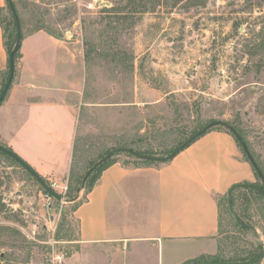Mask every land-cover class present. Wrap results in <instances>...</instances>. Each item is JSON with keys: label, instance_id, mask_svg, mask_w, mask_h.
Here are the masks:
<instances>
[{"label": "rangeland", "instance_id": "rangeland-1", "mask_svg": "<svg viewBox=\"0 0 264 264\" xmlns=\"http://www.w3.org/2000/svg\"><path fill=\"white\" fill-rule=\"evenodd\" d=\"M12 2L22 38L41 27L75 41L88 58L83 105H74L69 160L43 173L21 158L57 194L75 200L48 195L27 170L0 153V264H46L54 253L66 258L77 249L74 210L96 170L79 193L77 188L107 150L125 144L167 156L220 120L237 129L264 169V0H108L100 10L88 8L89 0ZM0 28L8 57L16 27L7 0H0ZM6 74L8 63L0 70V88ZM0 145L15 152L1 137ZM114 160L135 157L120 152ZM233 199L247 227L237 224L222 196L216 256L225 261L250 257L264 246V195L236 189Z\"/></svg>", "mask_w": 264, "mask_h": 264}, {"label": "crops", "instance_id": "crops-1", "mask_svg": "<svg viewBox=\"0 0 264 264\" xmlns=\"http://www.w3.org/2000/svg\"><path fill=\"white\" fill-rule=\"evenodd\" d=\"M75 44L44 30L23 36L0 105V137L39 172L58 170L72 154L74 105H83L86 73ZM7 63L0 28V70ZM256 181L225 128H211L164 163L114 160L74 210L77 249L64 264H183L215 256L220 198Z\"/></svg>", "mask_w": 264, "mask_h": 264}, {"label": "water", "instance_id": "water-1", "mask_svg": "<svg viewBox=\"0 0 264 264\" xmlns=\"http://www.w3.org/2000/svg\"><path fill=\"white\" fill-rule=\"evenodd\" d=\"M7 3L10 7V10L13 14L14 20H15V27H16V40L14 43V46L12 47V49L9 52V56H8V77L7 80L5 82V85L0 93V105L1 102L3 101L5 95L7 94L11 83L13 81V77H14V73H15V54L16 52L19 51L20 46H21V41H22V33H21V27H20V21H19V17L18 14L16 12L15 6L12 2V0H7ZM105 6L108 5V2L104 3ZM216 126H222L223 128H225L226 130H228L229 132L232 133V135L234 136V138L238 141V143L240 144L243 152L245 153L248 161L250 162V164L252 165L254 171L257 173L259 179H260V183L259 184H237L232 186L228 192H227V200H228V207H229V211L230 214L234 217V219L236 220L237 224L243 228H246L247 226H245V224L237 217V215L235 214L234 210H233V206H232V200H231V193L232 191L239 187V186H258L264 189V173L263 171L260 169V167L258 166L257 162L255 161L253 155L251 154L244 138L241 136V134L237 131V129L235 127H233L232 125H230L227 122L224 121H220V120H214L209 122L208 124H206L203 128H201L199 131L195 132L192 136H190L185 142H183L181 145H179L177 148H175L169 155L167 156H163V157H159V156H155V155H149V154H142V153H138L135 152L133 150H130L128 148H117V149H112L110 150L105 156H103L101 159H99L84 175L82 182L80 184V186L77 188V193H79V191L81 190V188H83V186L85 185L86 179L88 174L94 170L98 165H100L101 163L105 162L106 160H108L112 155H114L116 152H126L131 154L132 156H134L137 159L140 160H146V161H150V162H154V163H164L167 162L168 160H170L171 158H173L175 155H177L180 151H182L183 149H185L187 146H189L193 141H195L197 138H199L200 136H202L203 134H205L208 130H210L213 127ZM0 151L4 152L5 154H7L9 157H11L13 160H15L20 166H22L25 170H27L39 183L40 185L49 192V194L53 197H55L58 201H73L75 200V198L73 199H67L64 198L62 195L57 194L50 186H48L46 184V182H44V180L31 168L29 167L25 161H23L17 154H15L14 152L7 150L6 148H4L3 146L0 145ZM264 257V246L262 248V252L261 254L252 260H246V261H239V262H206V261H196V262H192L190 264H255L257 262H259L262 258Z\"/></svg>", "mask_w": 264, "mask_h": 264}, {"label": "trees", "instance_id": "trees-1", "mask_svg": "<svg viewBox=\"0 0 264 264\" xmlns=\"http://www.w3.org/2000/svg\"><path fill=\"white\" fill-rule=\"evenodd\" d=\"M103 9H106V8H103ZM40 29H42L41 27H39V28H36L35 30L36 31H38V30H40ZM52 35V34H51ZM54 36V35H53ZM55 37H57V36H55ZM4 46L7 48H9V46L7 45V43H5L4 44ZM11 50V49H10ZM10 52V51H9ZM8 56H9V53H8ZM19 56H20V53H19V51L18 52H16V54H15V62L17 61V59L19 58ZM84 57H85V60L88 58V51H86L85 52V55H84ZM8 73H9V70H8ZM7 77H8V74H6V77H5V79H4V81L2 82V84H1V88H0V93H1V91H2V89H3V87H4V85H5V82H6V80H7ZM217 128H223L222 126H216ZM231 133V132H230ZM232 134V133H231ZM236 140V139H235ZM237 141V140H236ZM237 144L240 146V144L238 143V141H237ZM2 146V145H1ZM4 148H6L7 150H10V151H12L11 150V148H9V147H5V146H3ZM121 147H123V148H128L125 144L124 145H122ZM241 147V146H240ZM128 149H130V150H133V151H135V152H138V153H142V154H149V155H152L153 153L152 152H150V151H139V150H134L133 148H128ZM13 152V151H12ZM109 152V150H107L105 153H104V155H106L107 153ZM172 152V151H171ZM0 153H2V154H5L4 152H2V151H0ZM15 153V152H14ZM116 153H120V152H116ZM16 154V153H15ZM128 155H130V156H132L131 154H129V153H127ZM5 155H7V154H5ZM104 155H102V156H100L99 157V159H101ZM244 155H245V153H244ZM8 156V155H7ZM245 157H246V155H245ZM110 159H111V157L108 159V160H106L105 162H103V163H101L100 165H98L94 170H96L95 172L97 173V176H96V178L94 179V182H90L89 183V186H88V191L92 188V186L94 185V183H95V181L97 180V178H98V176H99V174H100V172L110 163ZM246 159H247V157H246ZM248 160V159H247ZM24 161V160H23ZM256 161V160H255ZM112 162V161H111ZM257 162V164H258V166L260 167V169L263 171V173H264V169L260 166V163H258V161H256ZM135 163H154V162H150V161H146V160H140V159H137V158H135ZM27 164V163H26ZM93 163H91V165H92ZM28 165V164H27ZM29 166V165H28ZM30 167V166H29ZM94 170H92V171H94ZM91 171V172H92ZM90 172V173H91ZM89 173V174H90ZM256 173V172H255ZM88 174V175H89ZM256 175H257V173H256ZM258 176V175H257ZM87 178H88V176H87ZM87 180V179H86ZM254 184H258V183H254ZM237 189H241V188H237ZM242 189H245L246 191H250V192H252V193H260V194H263L264 195V189L263 188H261V187H258V186H242ZM45 190V189H44ZM236 190V189H235ZM235 190H233V192L235 191ZM45 192L48 194V195H50L49 194V192L47 191V190H45ZM233 192L231 193V200H232V202L234 203V199H233ZM248 199L249 198H246V201H248ZM238 217V216H237ZM240 220H241V216L240 217H238ZM242 221V220H241ZM243 222V221H242ZM244 224H245V222H243ZM245 226H247L246 224H245ZM260 248H259V252L258 253H256V254H254V255H252V256H250V257H244V258H240V259H234V260H227V261H225V260H223V259H219V258H217V256L215 255V256H201V257H199V258H195V259H191V260H187V261H185L183 264H190V263H192V262H196V261H206V262H219V261H222V262H239V261H246L248 258H251V260L252 259H255V258H257L260 254H261V246H259Z\"/></svg>", "mask_w": 264, "mask_h": 264}, {"label": "built area", "instance_id": "built-area-1", "mask_svg": "<svg viewBox=\"0 0 264 264\" xmlns=\"http://www.w3.org/2000/svg\"><path fill=\"white\" fill-rule=\"evenodd\" d=\"M105 2H108V0H89L88 8L91 9H103L106 6L104 5ZM65 260V256L61 253L52 254L50 259H48V262L46 264H63Z\"/></svg>", "mask_w": 264, "mask_h": 264}]
</instances>
